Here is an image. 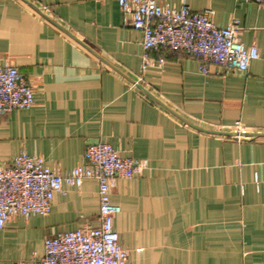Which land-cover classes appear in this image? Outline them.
Instances as JSON below:
<instances>
[{
    "label": "crops",
    "instance_id": "crops-1",
    "mask_svg": "<svg viewBox=\"0 0 264 264\" xmlns=\"http://www.w3.org/2000/svg\"><path fill=\"white\" fill-rule=\"evenodd\" d=\"M30 2L0 0V65L17 66L35 90L32 107L0 116V162L25 151L66 172L88 144L110 143L144 164L112 186L127 264H264V4L160 0L212 10L219 26L238 19L239 38L258 46L247 71L212 64L206 74L199 58L164 50L143 71V33L117 0ZM238 121L247 137L191 125L230 131ZM99 212L88 178L57 193L48 215L11 216L0 264L41 256L46 237L95 226Z\"/></svg>",
    "mask_w": 264,
    "mask_h": 264
},
{
    "label": "built area",
    "instance_id": "built-area-1",
    "mask_svg": "<svg viewBox=\"0 0 264 264\" xmlns=\"http://www.w3.org/2000/svg\"><path fill=\"white\" fill-rule=\"evenodd\" d=\"M117 1L129 24L143 33V71L152 65L153 50L183 52L199 58L201 70L206 74L212 64L226 72H245L260 57L256 44L247 46L239 38L238 19L219 26L211 18L212 10L194 11L187 4L169 6L160 0ZM246 1L264 4V0ZM158 62L163 67L165 58L159 57ZM34 103V87L19 68L0 65V116L14 109H28ZM230 131L240 138L250 133L240 121ZM143 167L141 160L124 157L103 141L88 144L83 163L66 172L25 151L10 161L0 162V231L11 216L48 215L57 193L80 187L88 178L98 181V224L46 237L43 254L35 253L19 264H127L129 251L114 226L122 208L112 199V186L117 178L131 179L139 175Z\"/></svg>",
    "mask_w": 264,
    "mask_h": 264
},
{
    "label": "water",
    "instance_id": "water-1",
    "mask_svg": "<svg viewBox=\"0 0 264 264\" xmlns=\"http://www.w3.org/2000/svg\"><path fill=\"white\" fill-rule=\"evenodd\" d=\"M24 1H26L30 5L34 6V4L32 2H30V0H24ZM34 7L36 8V6H34ZM40 11L43 12L42 10H40ZM79 41L82 42L81 40H79ZM133 83L135 85L141 87L145 92L150 94L149 90H147L143 85L139 84V82L133 81ZM191 125H193L194 127L198 128L199 130L206 131V132H212V133H217V134H227V135H232L233 134V132H231V131L213 130V129H209V128L200 127V126H198L196 124H192V123H191Z\"/></svg>",
    "mask_w": 264,
    "mask_h": 264
}]
</instances>
